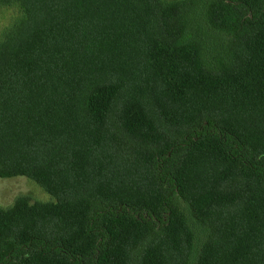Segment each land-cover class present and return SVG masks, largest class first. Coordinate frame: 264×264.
<instances>
[{
	"label": "trees",
	"instance_id": "trees-1",
	"mask_svg": "<svg viewBox=\"0 0 264 264\" xmlns=\"http://www.w3.org/2000/svg\"><path fill=\"white\" fill-rule=\"evenodd\" d=\"M0 264H264V0H0Z\"/></svg>",
	"mask_w": 264,
	"mask_h": 264
},
{
	"label": "rangeland",
	"instance_id": "rangeland-1",
	"mask_svg": "<svg viewBox=\"0 0 264 264\" xmlns=\"http://www.w3.org/2000/svg\"><path fill=\"white\" fill-rule=\"evenodd\" d=\"M21 17L15 6L0 9V40L4 32L12 27ZM25 196L31 202H51L54 199L36 183L24 177L0 179V208L11 206L18 197Z\"/></svg>",
	"mask_w": 264,
	"mask_h": 264
}]
</instances>
